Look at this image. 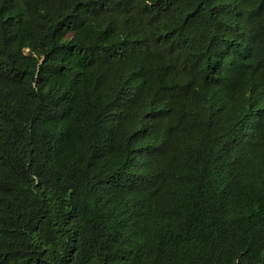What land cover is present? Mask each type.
<instances>
[{
    "label": "trees",
    "instance_id": "16d2710c",
    "mask_svg": "<svg viewBox=\"0 0 264 264\" xmlns=\"http://www.w3.org/2000/svg\"><path fill=\"white\" fill-rule=\"evenodd\" d=\"M0 264H264V0H0Z\"/></svg>",
    "mask_w": 264,
    "mask_h": 264
},
{
    "label": "bare ground",
    "instance_id": "6f19581e",
    "mask_svg": "<svg viewBox=\"0 0 264 264\" xmlns=\"http://www.w3.org/2000/svg\"><path fill=\"white\" fill-rule=\"evenodd\" d=\"M256 142V141H255Z\"/></svg>",
    "mask_w": 264,
    "mask_h": 264
}]
</instances>
